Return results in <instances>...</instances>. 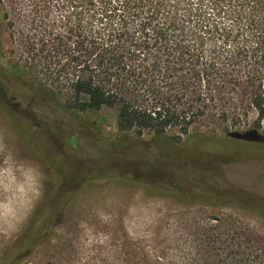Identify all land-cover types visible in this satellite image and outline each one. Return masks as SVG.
Instances as JSON below:
<instances>
[{
    "label": "trees",
    "instance_id": "16d2710c",
    "mask_svg": "<svg viewBox=\"0 0 264 264\" xmlns=\"http://www.w3.org/2000/svg\"><path fill=\"white\" fill-rule=\"evenodd\" d=\"M32 9L33 32L19 31V39L58 83L48 87L36 78V91L72 112L116 110L119 132L103 138L104 153L125 155L144 145L153 158L196 164L208 178L192 185L130 164L125 172L94 165L88 179L113 173L186 204L264 214L263 198L231 195L221 187L223 174L208 169L264 149V0H33ZM24 74L9 72L17 81ZM253 113L251 127L241 130ZM197 126L214 135H190ZM145 131L153 133L148 140L133 134ZM101 160H109L107 153ZM241 227L233 237L207 235L214 262L203 264H264V237Z\"/></svg>",
    "mask_w": 264,
    "mask_h": 264
},
{
    "label": "rangeland",
    "instance_id": "374dc122",
    "mask_svg": "<svg viewBox=\"0 0 264 264\" xmlns=\"http://www.w3.org/2000/svg\"><path fill=\"white\" fill-rule=\"evenodd\" d=\"M32 2L0 0V264L213 263L207 235L229 231L233 237L246 225L264 237V214L254 208L186 204L113 173L88 179L94 165L125 172L137 164L192 185L208 180L204 168L158 160L144 145L125 155L104 153L103 138L119 132L116 110L72 112L35 90L36 78L48 87L58 83L42 72L45 60L19 39V31L33 32ZM12 70L25 74L17 81ZM255 119L253 113L241 130ZM198 131L214 135L205 126L190 135ZM216 133L224 137L221 128ZM133 134L146 140L153 135ZM106 153L109 160L103 162ZM232 159L208 167L223 174L221 187L231 195L264 199V149L256 157Z\"/></svg>",
    "mask_w": 264,
    "mask_h": 264
}]
</instances>
